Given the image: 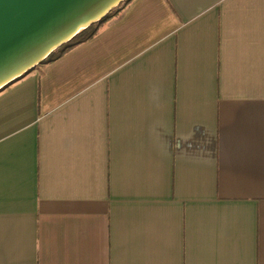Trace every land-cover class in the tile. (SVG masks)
I'll return each instance as SVG.
<instances>
[{"label":"crops","instance_id":"obj_1","mask_svg":"<svg viewBox=\"0 0 264 264\" xmlns=\"http://www.w3.org/2000/svg\"><path fill=\"white\" fill-rule=\"evenodd\" d=\"M0 264H264V0H128L2 88Z\"/></svg>","mask_w":264,"mask_h":264},{"label":"water","instance_id":"obj_2","mask_svg":"<svg viewBox=\"0 0 264 264\" xmlns=\"http://www.w3.org/2000/svg\"><path fill=\"white\" fill-rule=\"evenodd\" d=\"M128 0H0V90Z\"/></svg>","mask_w":264,"mask_h":264},{"label":"trees","instance_id":"obj_3","mask_svg":"<svg viewBox=\"0 0 264 264\" xmlns=\"http://www.w3.org/2000/svg\"><path fill=\"white\" fill-rule=\"evenodd\" d=\"M123 3H120L116 8H113L106 16H104L101 20L98 22L92 23L85 29L79 31L71 40L68 42L62 44L55 50H53L43 61V63H48L59 57L63 52H65L68 48L71 46L83 42L89 38H91L98 30L100 25L107 20L109 17L112 15L116 14L118 11V8L122 5Z\"/></svg>","mask_w":264,"mask_h":264}]
</instances>
